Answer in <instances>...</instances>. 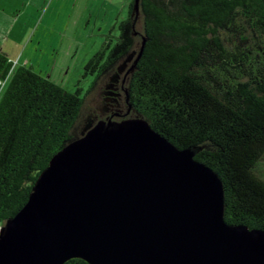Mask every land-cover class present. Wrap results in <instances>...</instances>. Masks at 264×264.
<instances>
[{"label": "trees", "instance_id": "1", "mask_svg": "<svg viewBox=\"0 0 264 264\" xmlns=\"http://www.w3.org/2000/svg\"><path fill=\"white\" fill-rule=\"evenodd\" d=\"M132 3L115 41L107 34L84 64L92 79L82 95L0 49V226L51 156L81 135L88 99L104 103L117 65L134 52L132 63L144 36L96 120L139 115L175 146H200L194 157L222 181L225 221L264 230V0H139L136 17Z\"/></svg>", "mask_w": 264, "mask_h": 264}, {"label": "water", "instance_id": "2", "mask_svg": "<svg viewBox=\"0 0 264 264\" xmlns=\"http://www.w3.org/2000/svg\"><path fill=\"white\" fill-rule=\"evenodd\" d=\"M144 42L117 65L105 101ZM199 149L175 146L139 115L88 122L0 226V264H264V230L225 221L222 181Z\"/></svg>", "mask_w": 264, "mask_h": 264}, {"label": "rangeland", "instance_id": "3", "mask_svg": "<svg viewBox=\"0 0 264 264\" xmlns=\"http://www.w3.org/2000/svg\"><path fill=\"white\" fill-rule=\"evenodd\" d=\"M129 2L40 0L36 5L31 0H0L5 24L0 27L1 50L12 61L31 66L66 90L79 87L82 95L92 79L83 73L84 64L107 34L115 41L118 22L126 17ZM7 84L8 80L4 86ZM89 106L96 107V115L87 114ZM85 110V125L106 113L97 93L88 99Z\"/></svg>", "mask_w": 264, "mask_h": 264}, {"label": "crops", "instance_id": "4", "mask_svg": "<svg viewBox=\"0 0 264 264\" xmlns=\"http://www.w3.org/2000/svg\"><path fill=\"white\" fill-rule=\"evenodd\" d=\"M39 1L40 0H31V2L33 3V4H38L39 3ZM12 5H14V1H12ZM4 15H6V14H4ZM2 17H4L3 15L0 17V20H1V22H0V27L1 28H4V26H5V24H4V18H2ZM5 18H8L9 19V17L7 16V17H5ZM0 49H1V47H0ZM10 58V57H9ZM11 59V58H10ZM12 60V59H11ZM13 62V65H19V61H12ZM21 64H24V63H21ZM3 85H5V82H4V84Z\"/></svg>", "mask_w": 264, "mask_h": 264}, {"label": "flooded vegetation", "instance_id": "5", "mask_svg": "<svg viewBox=\"0 0 264 264\" xmlns=\"http://www.w3.org/2000/svg\"><path fill=\"white\" fill-rule=\"evenodd\" d=\"M116 101V100H115ZM115 101H105L104 100V103L103 105L105 104L107 106V108L109 109V107L113 104L112 102H115Z\"/></svg>", "mask_w": 264, "mask_h": 264}, {"label": "built area", "instance_id": "6", "mask_svg": "<svg viewBox=\"0 0 264 264\" xmlns=\"http://www.w3.org/2000/svg\"><path fill=\"white\" fill-rule=\"evenodd\" d=\"M1 84H3V82H1Z\"/></svg>", "mask_w": 264, "mask_h": 264}]
</instances>
